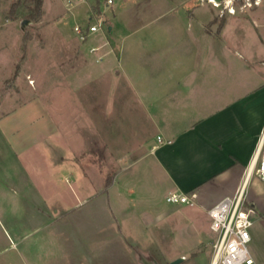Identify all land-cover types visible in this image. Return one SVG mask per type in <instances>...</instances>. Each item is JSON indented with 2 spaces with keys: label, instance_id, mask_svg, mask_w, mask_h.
I'll use <instances>...</instances> for the list:
<instances>
[{
  "label": "rangeland",
  "instance_id": "374dc122",
  "mask_svg": "<svg viewBox=\"0 0 264 264\" xmlns=\"http://www.w3.org/2000/svg\"><path fill=\"white\" fill-rule=\"evenodd\" d=\"M97 1L43 0L38 14L30 0H0V264H169L195 256L174 248L179 235L169 228L151 227L144 245L132 238L131 226L118 238L110 228L108 183L143 155L137 145L151 123L141 108L128 112L133 93L123 75L98 69L124 61L130 44L145 58L146 41L157 36L167 37L169 50H192L200 68L219 64L215 55L224 52L234 59L235 49L259 53L264 0L256 10L235 0V13L227 12L225 0L219 8L207 0H101L98 14ZM223 18L230 47L219 36ZM23 19L29 20L25 29ZM99 19L100 31L77 37V23ZM106 41L118 58L109 52L95 63L89 50ZM122 199L126 204L125 194ZM204 257L179 264H203Z\"/></svg>",
  "mask_w": 264,
  "mask_h": 264
},
{
  "label": "crops",
  "instance_id": "0c3cea01",
  "mask_svg": "<svg viewBox=\"0 0 264 264\" xmlns=\"http://www.w3.org/2000/svg\"><path fill=\"white\" fill-rule=\"evenodd\" d=\"M246 21L240 18L239 26ZM220 22L219 36L227 39L224 31L230 23L226 18ZM252 23L258 29L256 20ZM166 38L146 41L149 52L145 58L133 50L136 44L128 45L124 61L108 41L99 44L102 61L110 52L119 62L115 65L114 60L98 70L123 75L126 88L133 93L125 103L128 112L141 108L143 120L151 123L150 132L137 145L143 155L111 183L109 223L117 238L120 233L128 234L125 229L131 226L129 233L141 236L132 238L142 245V236L151 227L169 228L180 236L174 248L195 253L193 259L183 254L182 262L204 254L203 264H211L215 233L208 211L236 195L258 148L264 156V48L259 53L235 49L234 59L224 52L223 57L215 55L220 65L200 68L192 50H169ZM154 42L159 43V50L151 49ZM261 42L264 45V37ZM227 43L230 47L228 39ZM173 191L196 194L194 204L167 203L165 197ZM245 201L254 210L249 249L256 264H264V183L256 174L249 179Z\"/></svg>",
  "mask_w": 264,
  "mask_h": 264
},
{
  "label": "built area",
  "instance_id": "2783aa9c",
  "mask_svg": "<svg viewBox=\"0 0 264 264\" xmlns=\"http://www.w3.org/2000/svg\"><path fill=\"white\" fill-rule=\"evenodd\" d=\"M207 1L218 8L222 3L219 0ZM225 1L224 7L228 10L227 12L235 13L233 6L235 0ZM71 3L72 1H69V4ZM107 3H113V0H107ZM240 3L245 7H257L261 5L262 0H241ZM89 18L92 19V17ZM103 23V19L88 23H77L74 26V31L77 37L84 41L100 31ZM89 51L96 54L95 60L97 62L104 57V54L100 52V45L92 46ZM253 174L258 175L264 183V156L260 155L259 148L247 166L244 180L236 195L224 198L208 211L211 219L210 227L215 233L211 264H256L249 249L251 240L250 228L254 222V210L245 201L248 182ZM195 197L196 194L188 195L173 191L166 195L165 200L171 204L185 203L193 205Z\"/></svg>",
  "mask_w": 264,
  "mask_h": 264
},
{
  "label": "trees",
  "instance_id": "16d2710c",
  "mask_svg": "<svg viewBox=\"0 0 264 264\" xmlns=\"http://www.w3.org/2000/svg\"><path fill=\"white\" fill-rule=\"evenodd\" d=\"M30 1L35 2L36 6H37V12H38V14L41 13V6H42V2H43V0H30ZM100 3H101V0H98V1H97V4L93 6V10H94V12L97 13V14L101 12V11H100L101 8H100V5H99ZM18 4H19V3H17V2L13 3V5H12V9L16 8V6H17ZM27 16L29 17V16H31V15H27ZM110 185H111V182L108 183V186H110Z\"/></svg>",
  "mask_w": 264,
  "mask_h": 264
},
{
  "label": "water",
  "instance_id": "95a60500",
  "mask_svg": "<svg viewBox=\"0 0 264 264\" xmlns=\"http://www.w3.org/2000/svg\"><path fill=\"white\" fill-rule=\"evenodd\" d=\"M29 23V20L28 19H23L21 21V28L22 29H25L26 25ZM185 259V257H178L176 259H174L170 264H179L180 262H182L183 260ZM144 261V264H159L158 262L156 261H150V260H147V259H143Z\"/></svg>",
  "mask_w": 264,
  "mask_h": 264
}]
</instances>
